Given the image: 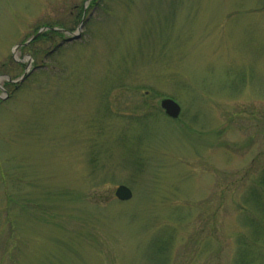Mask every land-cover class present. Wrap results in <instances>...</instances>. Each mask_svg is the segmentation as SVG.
Masks as SVG:
<instances>
[{
    "label": "rangeland",
    "instance_id": "374dc122",
    "mask_svg": "<svg viewBox=\"0 0 264 264\" xmlns=\"http://www.w3.org/2000/svg\"><path fill=\"white\" fill-rule=\"evenodd\" d=\"M0 264H264V0H0Z\"/></svg>",
    "mask_w": 264,
    "mask_h": 264
},
{
    "label": "water",
    "instance_id": "95a60500",
    "mask_svg": "<svg viewBox=\"0 0 264 264\" xmlns=\"http://www.w3.org/2000/svg\"><path fill=\"white\" fill-rule=\"evenodd\" d=\"M45 29H46V27L41 28L38 31V33H36V35L32 36L28 41H26L24 43L17 44L16 48H18L22 45L28 44L31 40L36 38V36H38ZM81 29H82V24L79 25L78 30L75 32L66 31L67 33L70 34V37H68L66 39V41H72V40L80 38L81 37ZM24 77L25 76H23L21 80H23ZM161 106H162V108L165 109L166 113L169 116L174 117V118L178 117L180 112H181V105L172 98H163L161 100ZM132 194H133L132 190L125 184H120L115 189V195L121 200H127V199L131 198Z\"/></svg>",
    "mask_w": 264,
    "mask_h": 264
},
{
    "label": "trees",
    "instance_id": "16d2710c",
    "mask_svg": "<svg viewBox=\"0 0 264 264\" xmlns=\"http://www.w3.org/2000/svg\"><path fill=\"white\" fill-rule=\"evenodd\" d=\"M97 0H92V4L94 5L95 2ZM85 5H80V7H78V10L76 12V15H75V23H80L84 17V20H87V18H85V12H86V9H85ZM45 26V25H43ZM49 26V28L42 32L40 35L37 36V38H35L31 43H34V42H39V41H44V42H50V43H55V41L59 38H63L65 36V33L61 30H57V29H52L51 27H56V26H59L61 28L64 29L63 25H47ZM40 29V27H39ZM39 29H36L35 33L39 30ZM23 41H26V39H24ZM29 45V46H30ZM28 46V47H29ZM21 48L23 49H27V45L25 46H22ZM56 48H59V45L57 44L55 46V49ZM6 86H10L12 85L13 86V90H17L19 88V85L17 83H11L10 81H7V83L5 84ZM181 116V115H180Z\"/></svg>",
    "mask_w": 264,
    "mask_h": 264
}]
</instances>
